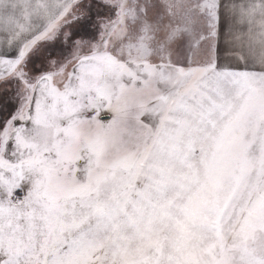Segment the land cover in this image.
<instances>
[{
	"label": "snow or ice",
	"instance_id": "6c2138e0",
	"mask_svg": "<svg viewBox=\"0 0 264 264\" xmlns=\"http://www.w3.org/2000/svg\"><path fill=\"white\" fill-rule=\"evenodd\" d=\"M0 264H264V0H0Z\"/></svg>",
	"mask_w": 264,
	"mask_h": 264
}]
</instances>
